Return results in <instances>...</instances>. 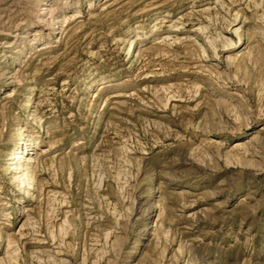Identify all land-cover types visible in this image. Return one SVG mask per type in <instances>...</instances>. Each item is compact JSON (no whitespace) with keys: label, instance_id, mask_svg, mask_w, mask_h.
Returning a JSON list of instances; mask_svg holds the SVG:
<instances>
[{"label":"rangeland","instance_id":"rangeland-1","mask_svg":"<svg viewBox=\"0 0 264 264\" xmlns=\"http://www.w3.org/2000/svg\"><path fill=\"white\" fill-rule=\"evenodd\" d=\"M0 264H264V0H0Z\"/></svg>","mask_w":264,"mask_h":264},{"label":"bare ground","instance_id":"bare-ground-1","mask_svg":"<svg viewBox=\"0 0 264 264\" xmlns=\"http://www.w3.org/2000/svg\"><path fill=\"white\" fill-rule=\"evenodd\" d=\"M253 5H254V4H253ZM183 23H184V22H183ZM202 28H203V27H202ZM228 44H230V43H228ZM236 46H237V45H236ZM227 57H228V56H227ZM227 57H226V58H227ZM233 59L235 60V58H233ZM230 65H231V64H230V61H229V62H228V67H229ZM21 151H22V152H23V151H24V152H25V151H28V150H27V146H25L24 149L22 148ZM21 151H20V152H21ZM19 154H20V153H18V155H16L17 158H18ZM27 160H29V159H27ZM17 167H18V166H17ZM26 168H27V167H26ZM22 172H23V171H22ZM22 174H23V173H22ZM25 175H27V173H26ZM17 177H18V176H17ZM29 178H30V179H33V176L30 175ZM27 187H28V188H30V187L33 188L34 191L36 190L34 185L31 186V185L28 184ZM28 191H29V190H28ZM36 191H37V190H36Z\"/></svg>","mask_w":264,"mask_h":264}]
</instances>
